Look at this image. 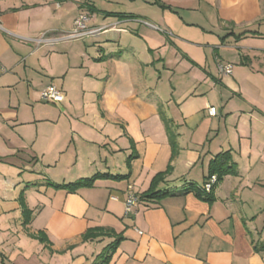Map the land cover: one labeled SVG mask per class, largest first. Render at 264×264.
<instances>
[{"label": "crops", "instance_id": "1", "mask_svg": "<svg viewBox=\"0 0 264 264\" xmlns=\"http://www.w3.org/2000/svg\"><path fill=\"white\" fill-rule=\"evenodd\" d=\"M49 1L0 0V264H264V0H131L62 49Z\"/></svg>", "mask_w": 264, "mask_h": 264}, {"label": "rangeland", "instance_id": "2", "mask_svg": "<svg viewBox=\"0 0 264 264\" xmlns=\"http://www.w3.org/2000/svg\"><path fill=\"white\" fill-rule=\"evenodd\" d=\"M133 8H135V5L131 4V0H51L47 2V5L34 9V24L41 21L49 23L51 30L40 33L38 37H41L43 33L50 32L51 39H54L51 43V47L54 49H62V47L58 44L84 41V39H88V37H85L80 40H69L62 39L60 36L62 33L73 30L75 27V20L80 16V14L84 13L89 16L93 14L95 17L93 19L97 22V24H100L104 20L105 11L126 12L128 13L127 15H130L131 11H135ZM125 18L132 19L131 16H127ZM74 45H76V43H74ZM63 102V98H61L56 102L51 101V105L57 104L60 107H64L65 103Z\"/></svg>", "mask_w": 264, "mask_h": 264}, {"label": "built area", "instance_id": "3", "mask_svg": "<svg viewBox=\"0 0 264 264\" xmlns=\"http://www.w3.org/2000/svg\"><path fill=\"white\" fill-rule=\"evenodd\" d=\"M89 21H90L89 15L84 13L80 14V16L75 20V27L73 28V30L70 32L62 33L60 35L61 38L69 39V40H78L89 36H96L103 31L104 28L102 26H92L90 25ZM145 23L151 25L147 21H145ZM36 41L39 45H43V44L51 45L54 39H51V33L47 32V33H43L41 37H38ZM218 69L221 74L229 75L232 74L233 72V65L231 63L219 62ZM6 71L7 69L4 67V65L0 60V73ZM61 97H62L61 91L54 84H50L42 90V98L46 101L56 102L57 100H60ZM209 114L216 115V109L214 107L209 108ZM217 180H218L217 175L212 174L204 183L203 185L204 189L206 191H210L213 188V185L217 182ZM137 202H138L137 196L133 193L129 194L126 200V213L132 212L133 207L137 204Z\"/></svg>", "mask_w": 264, "mask_h": 264}, {"label": "trees", "instance_id": "4", "mask_svg": "<svg viewBox=\"0 0 264 264\" xmlns=\"http://www.w3.org/2000/svg\"><path fill=\"white\" fill-rule=\"evenodd\" d=\"M230 159L231 158H230V153L229 152H223V153L217 155L216 158L212 161L211 172H210L211 175L212 174H216L217 177H218V180H219L224 175L228 174L231 171V169H232V167L230 165H228V161ZM162 174L163 173H160L153 180V185H152L150 191L145 194V196H144L145 198H150V199H152V198H160L162 196L171 194L170 191L167 190V189L157 188L156 184L163 177ZM99 176L100 175H95V176H92L90 178L80 179V180H77V181L71 182V183L57 184L55 186H56V188H63V189H66L69 192H74L80 187L91 186L93 184V182L95 181V179L97 177H99ZM214 186H215V184L213 185V188L210 191H206L204 189V187H202V190L199 189L200 192H198V193L201 194V195L203 194V196L205 198H207L208 200H212V199H214V195H212V191L214 189ZM115 243H117V241H115ZM111 246H113V245L110 244L109 248H111ZM105 258H106V256H105Z\"/></svg>", "mask_w": 264, "mask_h": 264}]
</instances>
